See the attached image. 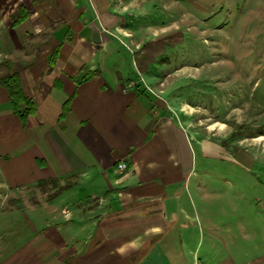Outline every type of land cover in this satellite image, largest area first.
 Wrapping results in <instances>:
<instances>
[{
  "label": "crops",
  "instance_id": "0c3cea01",
  "mask_svg": "<svg viewBox=\"0 0 264 264\" xmlns=\"http://www.w3.org/2000/svg\"><path fill=\"white\" fill-rule=\"evenodd\" d=\"M166 1L0 0V76L35 107L22 124L0 85L3 204L32 228L0 264H264V235L228 226L229 126L160 59L177 24L158 17L184 2Z\"/></svg>",
  "mask_w": 264,
  "mask_h": 264
},
{
  "label": "rangeland",
  "instance_id": "374dc122",
  "mask_svg": "<svg viewBox=\"0 0 264 264\" xmlns=\"http://www.w3.org/2000/svg\"><path fill=\"white\" fill-rule=\"evenodd\" d=\"M170 1H166L168 5ZM228 1L212 0L213 5L208 6L205 3L211 1L184 0L176 8L170 5L172 10L159 15L158 20L177 24L160 56L166 70L184 65L191 73H198L197 79L186 81L192 85L182 88L187 90L184 94L195 99L189 89H199L197 98L202 103L204 99L212 102L214 117L229 126L225 147L231 172L227 185L236 207L230 210L228 226L238 242L244 232L264 235V0H231L230 7ZM196 14L199 27H209L207 32L191 30ZM175 35L180 39L174 42L171 38ZM125 55L131 59L126 50ZM1 152L0 262L32 234L25 218L16 219V211L8 210L16 198L12 195L3 204ZM240 156L247 158L245 168L249 172L235 166Z\"/></svg>",
  "mask_w": 264,
  "mask_h": 264
},
{
  "label": "trees",
  "instance_id": "16d2710c",
  "mask_svg": "<svg viewBox=\"0 0 264 264\" xmlns=\"http://www.w3.org/2000/svg\"><path fill=\"white\" fill-rule=\"evenodd\" d=\"M20 9L24 10L23 7H20ZM25 15L26 14L19 16L17 18L18 22L21 21L25 17ZM0 85L3 86L7 91L12 112L18 116L22 124H25L27 118L34 113L35 107L31 98L25 96L23 93L19 74L14 71L13 72L8 71L5 75L0 76ZM67 109H68V101H66L63 105L61 116L65 114ZM48 183H56V180L55 179L41 180L37 183V185L43 188Z\"/></svg>",
  "mask_w": 264,
  "mask_h": 264
},
{
  "label": "built area",
  "instance_id": "2783aa9c",
  "mask_svg": "<svg viewBox=\"0 0 264 264\" xmlns=\"http://www.w3.org/2000/svg\"><path fill=\"white\" fill-rule=\"evenodd\" d=\"M134 86H135V81H133V80H129V81L126 82L124 88L122 89V92L125 93L127 90L133 88ZM117 168H118L119 170H123V169H125V168H126V163L123 162V161H122V162H119V163L117 164Z\"/></svg>",
  "mask_w": 264,
  "mask_h": 264
},
{
  "label": "water",
  "instance_id": "95a60500",
  "mask_svg": "<svg viewBox=\"0 0 264 264\" xmlns=\"http://www.w3.org/2000/svg\"><path fill=\"white\" fill-rule=\"evenodd\" d=\"M93 40H94V41H98V33L95 32V33L93 34Z\"/></svg>",
  "mask_w": 264,
  "mask_h": 264
}]
</instances>
